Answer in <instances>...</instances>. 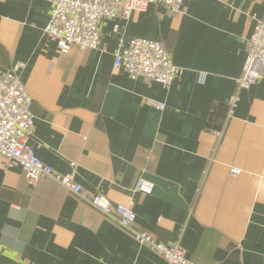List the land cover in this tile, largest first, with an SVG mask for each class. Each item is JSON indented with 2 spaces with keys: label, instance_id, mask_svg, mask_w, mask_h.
I'll list each match as a JSON object with an SVG mask.
<instances>
[{
  "label": "crops",
  "instance_id": "1",
  "mask_svg": "<svg viewBox=\"0 0 264 264\" xmlns=\"http://www.w3.org/2000/svg\"><path fill=\"white\" fill-rule=\"evenodd\" d=\"M51 9L0 0V69H15L32 98L40 160L58 174L76 162L86 191L130 205L137 229L193 264H264V76L237 88L264 0H190L178 13L151 4L101 20L87 50L44 35ZM134 37L164 44L178 68L169 87L112 68ZM131 263L170 264L54 179L31 185L0 159V264Z\"/></svg>",
  "mask_w": 264,
  "mask_h": 264
},
{
  "label": "built area",
  "instance_id": "2",
  "mask_svg": "<svg viewBox=\"0 0 264 264\" xmlns=\"http://www.w3.org/2000/svg\"><path fill=\"white\" fill-rule=\"evenodd\" d=\"M52 4L50 19L43 29L44 35L56 41L60 50L76 46L80 50L95 49L99 45V22L113 18H128L133 12H141L149 5H161L169 12L184 10L190 0H48ZM246 57L237 88L244 89L264 76V17L255 20L251 35L246 39ZM114 70L123 69L132 78H143L169 87L178 74L164 44L157 40L134 37L121 44L113 54ZM202 78V75H201ZM238 97H231L230 112ZM32 98L15 69H0V159L5 169L20 166L29 184L41 178H52L81 200L99 210L126 230L141 245L162 256L170 264H193L178 245H166L151 234L135 227L136 214L128 204L112 205L103 195L86 191L76 181L77 163L69 162L66 174L53 172L35 154L30 145L34 130L31 112ZM157 109L165 105L154 102ZM232 173H239L233 168ZM137 190L152 191V183L144 178L136 182ZM134 264V263H131Z\"/></svg>",
  "mask_w": 264,
  "mask_h": 264
},
{
  "label": "trees",
  "instance_id": "3",
  "mask_svg": "<svg viewBox=\"0 0 264 264\" xmlns=\"http://www.w3.org/2000/svg\"><path fill=\"white\" fill-rule=\"evenodd\" d=\"M208 127H210V124L208 123Z\"/></svg>",
  "mask_w": 264,
  "mask_h": 264
}]
</instances>
